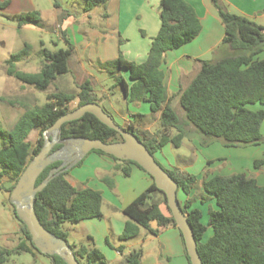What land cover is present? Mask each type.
Wrapping results in <instances>:
<instances>
[{"label": "trees", "instance_id": "trees-1", "mask_svg": "<svg viewBox=\"0 0 264 264\" xmlns=\"http://www.w3.org/2000/svg\"><path fill=\"white\" fill-rule=\"evenodd\" d=\"M211 1L225 28L222 45L229 51L219 59L198 60L201 63L200 70L190 84L182 87L176 94L175 97L179 98V103L185 110V121L179 118L171 105L172 98L168 96L165 73L161 68L168 51L193 41L202 30L195 9L185 0H160L161 26L152 40L146 61H129L120 52L117 58L99 63L103 71L115 76V85L122 86L125 96L131 102H146L152 114L160 115L162 130L153 136L136 129L131 123L120 125L135 133L156 159V153L167 143H172L175 148L182 146L187 136L186 125L195 127L201 136L202 146H208L216 140H220L226 147H248L264 143L261 129L264 109L250 108L254 104L264 105V59L256 58L264 52V25L232 13L222 0ZM9 5L10 0H0V10ZM99 6L106 8L107 0H86V11ZM15 20L19 29L25 25L44 27L38 10L17 14ZM60 36L69 44L66 33L63 32ZM41 44L42 67L39 72L29 73L16 67L18 62L31 55L32 46L28 42L18 52L10 55L6 65L9 76L45 91L58 77L70 73L69 60L74 55L75 48L69 44L66 49L50 50L43 42ZM122 69L128 71L129 78L133 81L131 85L123 75H116ZM78 88L76 94L65 91L48 93L44 105L26 107L11 129L0 128V178L10 176L14 179L13 185L7 188L10 193L29 162L41 151L45 141L44 132L62 115L73 110L70 103L78 99L76 108L89 102L99 104L100 97L94 93L89 80L78 83ZM0 100L3 98L0 97ZM104 110L108 112L105 108ZM34 130H39V138L33 145L29 136ZM171 130H176V134L170 135ZM76 137L101 139L105 142L123 140L118 131L102 123L94 114L85 113L81 118L62 125L59 142L52 152L63 147L67 139ZM91 152L115 159L119 162L116 170L125 176L130 175L129 164L145 171L131 160L119 159L101 150ZM83 159L75 166L81 165ZM157 161L178 182V198L180 191L189 195L197 185L198 177L177 169H168L158 159ZM61 164L62 161L59 160L48 165L38 177L36 185L41 184ZM263 164L264 159L255 161L256 167ZM69 172L70 169L59 174L54 172L49 183L37 193L35 199V210L44 227L67 241L68 231L62 228L64 223L77 224L103 215L102 193L91 188L77 189L67 178ZM149 176L152 184L123 210L128 220L120 235L122 241L136 238L142 228L158 235L167 226L177 227L170 208L168 207L170 215H165L160 208V201L154 198L155 192L163 193V202L168 206L166 194L157 188L154 178L150 174ZM106 181L110 187H114L112 177H108ZM202 188L206 193L202 202L212 196L217 205V209L210 213L208 224L203 223L200 209L190 208V199L181 205L193 227L203 263L264 264V185H259L254 177L240 172L205 178L202 180ZM13 212L21 222L23 239L13 248L0 247V263H6L13 255L39 251L27 225L17 216L14 205ZM152 223H156L157 227L152 228ZM208 228H211L212 235L206 238ZM89 239L92 240L91 237ZM183 242L185 245L184 237ZM70 246L81 264H107L104 254L92 243ZM185 253L190 262L186 246ZM142 255L141 248L135 249L126 257L124 264H143ZM48 256L52 258L53 264H67L58 255Z\"/></svg>", "mask_w": 264, "mask_h": 264}, {"label": "crops", "instance_id": "crops-1", "mask_svg": "<svg viewBox=\"0 0 264 264\" xmlns=\"http://www.w3.org/2000/svg\"><path fill=\"white\" fill-rule=\"evenodd\" d=\"M185 1L195 9L201 21L202 30L196 39L177 49L170 50L166 54L165 61L161 68L165 73L167 92L170 98L176 96L182 87H187L190 84L200 70L201 63L198 60L219 59L225 56L229 51L226 46L222 45L225 36V28L212 1ZM222 1L232 13L245 16L259 25H264V0ZM13 2V0H10V5L6 10L13 5ZM32 10H38V7L33 0H25V12ZM104 14L107 15L105 16ZM104 14H102V17L107 22L106 25H104L106 28V34H100L93 38L90 36V42L86 43L83 47L86 49V52H84V49H79L78 45H75L76 49L74 55H76L75 57L77 58L72 62L71 59L74 57L72 56L69 60L70 74L79 77V81H76L77 83H82L86 80L91 82L94 93L99 97L101 96L102 100L105 102L104 108L110 110L112 114L117 116L120 120V125L126 126L131 123L136 129L149 131L150 127L143 128L140 124L154 116L160 121V115L152 113L142 114L138 113L139 111L132 110H128L126 114L121 113L113 106L110 97L113 94H117L121 91L123 92L122 86L115 85V80L113 78L108 79L106 72H103V74H96L94 71L87 69L85 63H82L81 58L84 53L89 56L96 50L97 56L103 61L117 58L120 52L129 61H134L136 63L146 61L152 45V40L158 34L161 26L160 0H107V7L105 8ZM89 34L91 35V31H89ZM96 39H101L103 42L97 43V46L95 47L93 41ZM256 58L264 59V52H261ZM123 73L126 74V76L123 75L125 80L131 85L133 81L129 78L128 71ZM124 99L127 104L131 103L125 94ZM250 108L254 110L264 109V105L254 104L251 105ZM21 114H19L16 121ZM109 114L112 115L111 113ZM261 129L264 135V123L262 124ZM184 140H186V137ZM191 146L195 148V151L200 148L199 143H196L195 140H193ZM171 147H174L173 144L167 143L160 151H158L156 153V156L159 158L158 160L168 169H177L186 172L188 165H179L174 156L171 155ZM231 148L235 150L233 154L236 155V159H239H237L238 161L235 162V165L226 159L219 160H223L224 163L229 162L232 171L227 173L228 168L226 165V167H223L218 171L219 173H211L208 177L214 175L223 176V174L230 175L234 172H244L247 175L254 177L259 185H264V164L260 167L255 166L256 160L264 159V143L255 146ZM168 152L170 155H168ZM209 158L212 160V157ZM216 160L217 159H214V162ZM117 164H119V162H116L115 159L108 155L90 152L85 156L81 165L74 166L70 169L67 177L69 182L77 189L91 188L100 191L103 196V201L107 193L106 187L109 186L106 179L112 175L113 181L117 184V186L114 185L113 190L115 193H118L120 199H116V203L113 205L111 204V209L114 211L120 210L124 215L123 221H114L112 224L113 229H110L104 221L105 214L102 210V217L86 219L77 223L78 225H81L83 229L82 235L85 237V240L88 239L87 241H89L87 243H92L104 254L107 264H124L126 257L133 250L140 248L138 247V243L136 244L132 242L134 238L127 241H122L120 239L125 223L128 220V217L124 214L123 210L152 184V179L149 174L134 164L128 165L131 172L130 175L123 180L120 177V172H115L117 171ZM244 164L249 167L248 170H250L251 173L244 171ZM205 194L206 193L201 185L199 198L195 197L197 196V191L196 189H193L189 195L180 191L179 199L182 205L185 204L187 199H190V208L200 209L204 217L205 211L202 207L203 202L201 201V198ZM154 198L160 201L162 212L165 215H170L168 206L163 202V197L160 195V192H155ZM209 198L210 202L216 203L212 196ZM151 226L152 228H156L157 224L152 223ZM209 229L211 228H208L206 238L212 235V232L210 235H207L210 231ZM140 236L143 237V240H141L139 244L152 241L157 246L155 252H152L148 248L141 247L143 250L141 259L143 264H190L185 253L183 237L178 227L167 226L158 235H154L147 229L142 228L137 237ZM90 237L92 240L89 239Z\"/></svg>", "mask_w": 264, "mask_h": 264}, {"label": "rangeland", "instance_id": "rangeland-1", "mask_svg": "<svg viewBox=\"0 0 264 264\" xmlns=\"http://www.w3.org/2000/svg\"><path fill=\"white\" fill-rule=\"evenodd\" d=\"M13 1V5L7 10H0V97L3 98V100H0V128L4 130H9L13 127L19 114H21L26 107L44 105L47 102L48 93L65 91L76 94L79 91L77 83L79 77L71 75L70 73L58 77L49 89L45 91L38 90L32 85L25 84L15 77L9 76L7 74L6 60L10 55L22 49L26 42L30 43L32 46L31 55L21 62H18L16 67L21 71L37 73L42 67V56L40 53L42 42L45 47L50 50L66 49L69 47V44L74 46V48L76 47L75 45H78V48L83 50L84 45L90 42V36L93 38L100 34H106L104 25L107 23L102 17V14L105 13V8L99 6L91 11H86V0H33L38 10L41 12L44 27L40 28L34 25H26V27L24 26L19 29L17 27L15 15L25 12V0ZM89 31H91V35ZM63 32L64 34L66 33L69 44L60 36ZM99 42L103 41L101 39H96L93 41V45L96 47ZM84 50V52H86V49ZM73 56V58L71 57L72 59L70 58L72 62L77 58L75 57L76 55ZM81 59L82 63H85L86 68L90 71H94L96 74H103V72H105L99 65L103 60L97 56L96 50L89 56L84 53ZM123 72H126V70L122 69L117 72L116 75L126 76ZM107 77L111 79L115 76L107 73ZM110 99L112 100L113 106L121 113L126 114L128 110H132L139 111L138 113L142 114H151L150 106L146 102H131L127 104L122 91L113 94ZM77 103L78 99L72 101L70 103V108L75 109ZM99 104L105 107V102L102 100L101 96ZM171 105L177 112L179 118L185 121L186 113L179 103V98L174 96ZM107 111L112 114L110 110ZM112 115L113 119L119 124L120 120L117 116L114 114ZM140 125H142L143 128L150 127V130L146 131L150 136L156 135L162 130L160 121H158L155 116L142 122ZM185 129L187 132L186 140H184L183 145L179 148L171 147V155L174 156L179 165H188L186 169L187 173L198 177L199 181L194 189L197 191V196L195 197L199 198L203 179L208 178L211 173H219L218 171L226 167V165L228 168L227 173H230L232 169L229 166V162L224 163L223 160H229L230 163L235 165V162L239 159L237 158V160L236 155L233 154L235 150L231 147L224 146L220 140H216L208 146H202L200 143L201 136L195 127L193 125H186ZM175 134L176 130H171L170 135ZM38 138L39 130H34L29 136V141L34 145ZM193 140L200 145L197 151L191 146ZM168 155H170L169 152ZM156 157L159 159L158 156ZM209 157H212V160H210L211 158ZM214 159L217 160L214 162ZM244 167L245 172L251 173L246 164H244ZM115 172L117 173L120 171ZM226 175L229 174H223V176ZM120 177L124 180L127 176L120 172ZM13 183L14 179L10 176H3L0 178V247L5 248H13L23 239L21 222L16 218L13 212V205L10 201L11 193L7 190ZM115 185L117 186V184ZM106 188L107 193L103 201L102 210L105 214L104 221L106 225L110 229H113V222L123 221L124 215L120 210L114 211L111 209V204H115L116 199H120V196L118 193H115L112 187L107 186ZM160 195L164 197L161 192ZM204 196H206V194ZM209 199L210 198H207L202 203V207L205 211L203 217L205 224L208 223L211 211L217 209L216 203L210 202ZM62 228L69 231V244L77 246L89 242L87 241L88 239L85 240V237L82 235L83 229L81 225L66 222L62 225ZM209 230L207 235H210L212 232L211 229ZM141 240H143L142 236L134 238L132 242L138 243V247L140 248H148L152 252L156 251L157 246L155 243L147 241L146 243L139 244ZM0 264H53V260L48 255L35 250L31 253L24 252L13 255L6 263Z\"/></svg>", "mask_w": 264, "mask_h": 264}, {"label": "water", "instance_id": "water-1", "mask_svg": "<svg viewBox=\"0 0 264 264\" xmlns=\"http://www.w3.org/2000/svg\"><path fill=\"white\" fill-rule=\"evenodd\" d=\"M85 113L94 114L102 123L118 131L122 135L123 140L105 142L101 139L70 138L67 139L66 145L52 152L53 147L59 142L58 136L62 125L81 118ZM44 139L41 151L29 162L10 194V201L15 206L17 216L27 225L32 240L40 252L51 256L58 255L67 264H81L69 242L50 232L41 223L35 210V199L37 193L42 191L49 183L54 172L59 174L69 170L91 151L101 150L116 158L136 162L154 178L157 188L166 194L168 207L177 227L182 232L190 264H204L198 251V243L193 227L178 198V182L157 161L137 135L120 126L100 104L89 102L62 115L44 132ZM68 152L75 153L74 159L70 164H67L65 158V154ZM59 160L62 161V164L54 172H51L49 177L41 184L36 185L38 177L45 168Z\"/></svg>", "mask_w": 264, "mask_h": 264}, {"label": "flooded vegetation", "instance_id": "flooded-vegetation-1", "mask_svg": "<svg viewBox=\"0 0 264 264\" xmlns=\"http://www.w3.org/2000/svg\"><path fill=\"white\" fill-rule=\"evenodd\" d=\"M64 145H66V143L64 144ZM62 148V147H61ZM74 155H75V153H66L65 154V158H66V162H67V164H70V163H72V161H73V157H74Z\"/></svg>", "mask_w": 264, "mask_h": 264}]
</instances>
